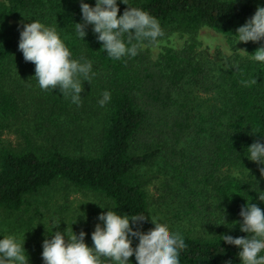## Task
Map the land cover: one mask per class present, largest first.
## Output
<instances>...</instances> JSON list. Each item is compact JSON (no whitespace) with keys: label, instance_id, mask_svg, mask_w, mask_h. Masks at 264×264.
Listing matches in <instances>:
<instances>
[{"label":"trees","instance_id":"obj_1","mask_svg":"<svg viewBox=\"0 0 264 264\" xmlns=\"http://www.w3.org/2000/svg\"><path fill=\"white\" fill-rule=\"evenodd\" d=\"M80 2L0 0V213L40 214L31 199L64 181L104 197L119 215L148 217L132 225L146 233L155 218L141 170L161 152L167 163L180 167L185 207L206 209L209 221L207 213L222 218L220 231L210 237L181 235L187 247L180 264H241V249L220 236H247L240 231V211L248 203L264 210L258 195L264 191L259 172L264 165L247 158L252 143L264 144V63L251 58L264 40L241 42L247 55L222 63L195 41L164 47L156 59L152 46L173 33L191 35L203 27L237 38L236 29L264 7V0H127L128 5L117 0L119 15L128 7L144 10L163 33L155 42L133 40L138 54L120 60L103 50L92 25L84 39L79 37ZM33 21L55 28L72 59L91 62L95 75L83 82L79 106L58 88L42 90L35 65L25 62L20 33ZM124 40L127 44V34ZM252 79L257 83H248ZM105 91L111 99L101 107ZM89 113L100 115L102 124L95 148L85 152L78 125ZM138 243L133 237L132 246ZM27 256L28 264H44ZM129 259L137 264L134 255Z\"/></svg>","mask_w":264,"mask_h":264},{"label":"clouds","instance_id":"obj_2","mask_svg":"<svg viewBox=\"0 0 264 264\" xmlns=\"http://www.w3.org/2000/svg\"><path fill=\"white\" fill-rule=\"evenodd\" d=\"M121 3L128 5L127 0H121ZM80 8L83 23H75L77 34L84 39L86 27L92 25L103 50L113 60L136 56L138 44L133 40L155 42L163 35L158 20L144 10L128 7L119 15L117 0H96L95 7L81 0ZM235 32L238 34L236 43L264 40V7H257L254 15ZM126 34L127 44L124 40ZM18 48L25 62L35 65V78L42 90L58 88L65 97L70 96L74 104H81L83 82L90 83L95 75L92 64L72 59V53L55 28L46 27L39 21L23 25ZM251 58L264 63V46L256 49ZM80 77H83V81ZM248 83L256 84L257 81L252 79ZM110 99V93L105 91L99 102L101 107ZM247 150L250 161L264 165V144L254 142ZM259 172L264 178V166L259 168ZM258 195L260 201H264V191ZM240 216L243 218L240 231L247 233V236L234 238L222 235L221 240L241 249L238 253L241 264H264V255L261 254L264 252V210L254 203H248L242 207ZM98 219L103 225L97 224L91 234L93 247L85 243L84 231L77 235L72 228L67 233L56 231L51 239H45L42 245L44 264H130L129 258L133 255L137 264H180V253L187 246L183 237L171 232L166 224L152 219L154 227L145 233L132 227L149 219L142 215H133L130 219L128 215L108 210L101 213ZM133 237L139 240L135 248L132 246ZM24 243L25 238L20 243L14 236L0 239V264H28Z\"/></svg>","mask_w":264,"mask_h":264},{"label":"rangeland","instance_id":"obj_3","mask_svg":"<svg viewBox=\"0 0 264 264\" xmlns=\"http://www.w3.org/2000/svg\"><path fill=\"white\" fill-rule=\"evenodd\" d=\"M189 40L195 41L198 49L205 51L215 62H225L236 54L247 55L240 50L244 47L241 42L236 43L237 38H229L203 27L191 35L177 32L157 42L152 46L153 58H158L162 48H181ZM101 124L100 115L89 113L78 125V133L84 137L82 143L85 152L93 151L95 148V138L101 129ZM179 171L180 167L167 163L161 152L148 167L141 170L146 181L154 218L166 224L171 232L180 235L210 237L218 233L222 218L217 216V212L207 213L211 214L208 217L209 221L206 218V209L198 208L196 213V211L190 212L185 207L187 190L179 180ZM234 173L240 175L238 172ZM31 203L34 208H39L40 214L24 211L0 213V239L14 236L18 242L23 243L25 238L24 246H27L25 250L29 258L43 263L42 245L45 239H51L56 231L67 233L72 228L77 235L84 231L85 243L92 246L91 234L95 226L103 225L102 221L97 222V218L101 213L109 210L104 197L79 190L64 181H56L52 186L42 190L31 199ZM54 223H61V226L50 228Z\"/></svg>","mask_w":264,"mask_h":264}]
</instances>
